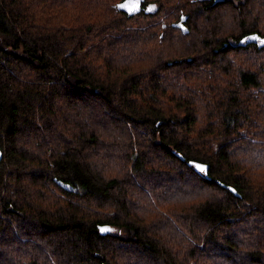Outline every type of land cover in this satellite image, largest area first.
Masks as SVG:
<instances>
[{"label": "trees", "instance_id": "1", "mask_svg": "<svg viewBox=\"0 0 264 264\" xmlns=\"http://www.w3.org/2000/svg\"><path fill=\"white\" fill-rule=\"evenodd\" d=\"M124 1L0 0V264H264V0Z\"/></svg>", "mask_w": 264, "mask_h": 264}, {"label": "water", "instance_id": "2", "mask_svg": "<svg viewBox=\"0 0 264 264\" xmlns=\"http://www.w3.org/2000/svg\"><path fill=\"white\" fill-rule=\"evenodd\" d=\"M121 4H128L129 7L127 8H123V10L127 11L129 14H132L133 11L136 10V5L131 1H124L122 2ZM120 4V5H121ZM130 9H134V10H130ZM187 21V16H181V19L178 21V22H174L172 25L174 27H178L180 28L184 33H187L189 32V29L188 27L186 26L185 22ZM259 37V39H251V37ZM261 40H264V37H261L258 33H254V34H250L248 36H245L243 37L239 44L240 45H244L246 46L247 44H252V43H256L260 48L261 47H264V43H261L260 41ZM3 158V154L0 150V161L2 160ZM183 158V157H182ZM189 165H192L194 166L195 170L197 172H200V170L196 167V165H203V166H206V171H205V174L207 175L208 174V166L206 164H203V163H200V162H196V161H190L189 162ZM59 185H61L63 188H66V189H70L72 190V188L68 185V184H65L63 181H57ZM233 192H235V189L232 188V187H229ZM106 227L105 226H101L100 227V232L105 234L106 232L105 231H102V229H105Z\"/></svg>", "mask_w": 264, "mask_h": 264}, {"label": "rangeland", "instance_id": "3", "mask_svg": "<svg viewBox=\"0 0 264 264\" xmlns=\"http://www.w3.org/2000/svg\"><path fill=\"white\" fill-rule=\"evenodd\" d=\"M234 1L239 2V1H245V0H234ZM155 208H156V207H155ZM156 209H157V211H158L160 214H162V217L164 218V220H163V221L165 222V227H164V229L168 230V229L172 226V224H171V219L173 218V216L170 215V214H168V213L166 212V210L163 209V206H160L159 208H156ZM179 234H180V232H179V233L174 232V233H173V237H174V238H177Z\"/></svg>", "mask_w": 264, "mask_h": 264}, {"label": "snow or ice", "instance_id": "4", "mask_svg": "<svg viewBox=\"0 0 264 264\" xmlns=\"http://www.w3.org/2000/svg\"><path fill=\"white\" fill-rule=\"evenodd\" d=\"M139 2L140 0H135V5L138 6L139 5ZM118 7L120 8H127L129 7L128 4H121L119 5ZM130 10H134V9H130ZM251 39H259V37H251ZM261 43H264V40H261L260 41ZM196 167L201 171V172H205L206 171V166H203V165H196ZM102 231H109V229L105 228V229H102Z\"/></svg>", "mask_w": 264, "mask_h": 264}]
</instances>
